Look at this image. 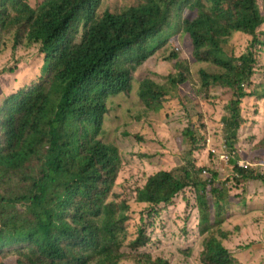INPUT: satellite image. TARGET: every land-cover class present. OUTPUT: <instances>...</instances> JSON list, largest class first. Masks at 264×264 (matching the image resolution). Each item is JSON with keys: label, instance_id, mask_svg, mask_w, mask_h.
Segmentation results:
<instances>
[{"label": "trees", "instance_id": "1", "mask_svg": "<svg viewBox=\"0 0 264 264\" xmlns=\"http://www.w3.org/2000/svg\"><path fill=\"white\" fill-rule=\"evenodd\" d=\"M117 1L0 0V54L36 48L42 60L33 82L1 100L0 264H169L136 250L150 241L144 222L188 188L199 212L197 264H243L237 248L224 244L232 235L222 224L230 198L215 185L216 173L203 180V167L185 160L176 172L158 170L128 185L104 126L117 95L132 92L136 70L164 42L186 39L200 88L229 93L223 122L231 179L263 180L264 140L254 148V169L240 167L234 155L244 100L264 101V89H249L264 70V0L262 8L258 0ZM236 35L250 38L241 55L228 49ZM167 60L174 72L163 83L136 84L146 112L178 97L191 79L186 60L175 53ZM181 136L191 155L192 129ZM132 215L138 224L129 225Z\"/></svg>", "mask_w": 264, "mask_h": 264}, {"label": "rangeland", "instance_id": "2", "mask_svg": "<svg viewBox=\"0 0 264 264\" xmlns=\"http://www.w3.org/2000/svg\"><path fill=\"white\" fill-rule=\"evenodd\" d=\"M36 1L29 0V3L34 6ZM258 1L262 8V0ZM249 40L247 36L236 35L228 49H233L236 55L246 53ZM171 53L189 63L191 79L178 87V97L166 99L156 112H146L135 96L136 84L145 78L163 83L166 76L174 72V61L167 60ZM259 55L264 60V51ZM41 62L36 48L18 47L15 52L7 48L0 54V105L4 97L28 86L37 78ZM7 69H12V72L4 73ZM133 83L134 88L129 96L120 94L113 100L115 109L104 126L106 139L119 151L122 179L128 185H142L146 176L158 170L176 172L185 160L187 163L193 162L196 167H203V180L210 179L212 172L216 173L218 179L215 185L223 188L230 198L222 213V224L232 235L224 240V244L237 248L236 253L243 264H264V179L247 184H237L231 179L223 122L227 117L225 107L229 93L222 88L210 91L200 88L186 39L177 44L164 42L136 70ZM259 88L264 89V70L260 69L255 72L249 85V89ZM188 127L197 139L196 151L191 155H188L191 145L181 136ZM263 140L264 101L247 98L242 104L238 152L234 155L239 165L255 168L251 157L254 148ZM257 173L264 177V170ZM122 179L117 181L115 191H120L118 184ZM209 200L212 205L213 199ZM158 209L162 211L160 216L144 222L150 241L136 252L164 259L169 264H197L202 245L194 190L186 189L170 205ZM131 218L129 225L139 223L135 215ZM128 237L130 240L136 237L133 230L129 229ZM4 263L15 264L11 258Z\"/></svg>", "mask_w": 264, "mask_h": 264}, {"label": "built area", "instance_id": "3", "mask_svg": "<svg viewBox=\"0 0 264 264\" xmlns=\"http://www.w3.org/2000/svg\"><path fill=\"white\" fill-rule=\"evenodd\" d=\"M213 152L215 153V152H216V150H214ZM215 154H216V153H215ZM240 166H241V167H243V168H247V167H248L247 165L245 166V165H243V164H242V165H240Z\"/></svg>", "mask_w": 264, "mask_h": 264}]
</instances>
